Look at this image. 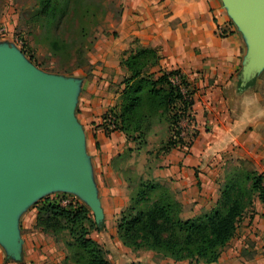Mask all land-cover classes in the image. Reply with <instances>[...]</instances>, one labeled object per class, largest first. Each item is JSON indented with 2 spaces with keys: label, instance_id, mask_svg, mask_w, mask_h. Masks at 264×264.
<instances>
[{
  "label": "crops",
  "instance_id": "obj_1",
  "mask_svg": "<svg viewBox=\"0 0 264 264\" xmlns=\"http://www.w3.org/2000/svg\"><path fill=\"white\" fill-rule=\"evenodd\" d=\"M123 2L118 30L124 43L133 39L142 45L155 43L163 58L161 67L180 70L194 89V120L187 122V129L194 128L197 136L191 146L171 150L151 173L181 202L182 217L190 218L216 205L230 168L249 166L257 174L264 172V66L244 83L242 69L251 52V39L223 0ZM226 24L232 31L222 36L218 29ZM73 78L79 80L75 117L104 214L92 238L109 251L106 258L112 264H119L126 246L118 236L117 221L128 199L123 169L115 162L128 140L122 131L107 132L102 121L115 104L114 94L86 90L85 83ZM98 147L101 150L96 154ZM37 215L34 207L18 213L20 258L0 241V264L71 261L64 243L36 227ZM217 264H264V200H255L245 213Z\"/></svg>",
  "mask_w": 264,
  "mask_h": 264
},
{
  "label": "trees",
  "instance_id": "obj_2",
  "mask_svg": "<svg viewBox=\"0 0 264 264\" xmlns=\"http://www.w3.org/2000/svg\"><path fill=\"white\" fill-rule=\"evenodd\" d=\"M42 1L45 13L51 17L71 7V0ZM148 57L152 58V65H156L161 55L156 48L148 47L121 61L130 76L125 79L119 111L110 108L102 115L105 129L124 132L127 139L137 141L141 148L147 143L152 118L162 115L173 120L171 124L175 128L163 152L169 153L178 146H191L194 137L185 138L181 123L194 120L191 112L195 103L194 89L177 69L163 71L160 67L161 74L156 79L146 75L151 65L144 60ZM172 76H177L180 83H174ZM163 83L169 86H159ZM241 171L243 168L226 175L220 198L211 210L190 218L182 217V204L167 187L153 178L141 176L118 218L119 238L126 246L149 248L177 261L190 259L217 264L247 207L254 205L257 199L264 200V172L257 174L250 170L243 174ZM47 199L37 204L36 227L54 237L65 229L70 236L66 245L70 249H83L90 264H112L106 258V250L89 236L91 228L100 229L91 210L85 205L77 209L65 208L59 201Z\"/></svg>",
  "mask_w": 264,
  "mask_h": 264
},
{
  "label": "water",
  "instance_id": "obj_3",
  "mask_svg": "<svg viewBox=\"0 0 264 264\" xmlns=\"http://www.w3.org/2000/svg\"><path fill=\"white\" fill-rule=\"evenodd\" d=\"M251 39L246 83L264 66V0H223ZM37 70L11 45L0 46V241L20 258L18 213L51 188L84 197L96 222L103 209L75 117L79 87Z\"/></svg>",
  "mask_w": 264,
  "mask_h": 264
},
{
  "label": "rangeland",
  "instance_id": "obj_4",
  "mask_svg": "<svg viewBox=\"0 0 264 264\" xmlns=\"http://www.w3.org/2000/svg\"><path fill=\"white\" fill-rule=\"evenodd\" d=\"M123 3V0H71L70 9L56 17H51L45 13L42 0H0V46L11 45L28 63L43 73L60 79L77 77L86 84V90L100 89L112 92L115 97L112 109L119 111L125 79L130 76L128 68L121 61L131 53L148 47H154L158 54L160 53V48L155 43L151 46L142 45L139 39L130 40L127 45L124 43L118 30L124 10ZM144 60L151 64L145 74L152 75L154 79L158 78L161 74L159 68L163 58L161 57L159 64L156 65H152V58L148 57ZM171 78L174 83H180L177 76ZM163 85L166 88L169 86L164 83L159 84V86ZM182 88L186 91L185 85H182ZM171 122L173 120L169 118L155 115L148 129L146 145L138 148L137 141L127 139L128 145L116 158L115 164L123 169L122 176L126 178L127 184L128 200L124 208L128 205L130 194L139 178L141 176L151 178L153 168H156L168 154L163 152V149L174 133L175 128L172 127ZM187 122L181 123L183 134L195 138L197 136L195 129L188 131ZM100 150L98 147L96 154H99ZM235 170L230 168L229 173ZM250 170V167L246 166L241 173L246 174V171ZM46 198L59 201L65 208L77 209L85 205L91 210L83 196L65 188H51L45 191L43 197L32 203L30 207L38 208L37 204ZM252 206L247 207L244 215ZM91 213L96 222L94 213L92 211ZM92 230L93 228L90 229V237H93ZM55 239L64 243L68 249L71 261L64 264H90L83 249L79 247L70 249L66 245L70 236L65 229H61ZM120 255L123 256V260L119 264L133 262L155 264L163 260L166 261L165 264L176 263L172 261L173 258L165 257L149 248L126 246L125 251ZM185 261L193 263L195 260L185 259Z\"/></svg>",
  "mask_w": 264,
  "mask_h": 264
},
{
  "label": "built area",
  "instance_id": "obj_5",
  "mask_svg": "<svg viewBox=\"0 0 264 264\" xmlns=\"http://www.w3.org/2000/svg\"><path fill=\"white\" fill-rule=\"evenodd\" d=\"M220 35L222 36H226L228 35L231 31H232V26L230 24H226L224 26H221L219 29H218ZM1 33V32H0ZM19 41V40H18ZM21 42V41H20ZM22 43V42H21ZM196 132V135H197V131ZM194 139V138H193Z\"/></svg>",
  "mask_w": 264,
  "mask_h": 264
}]
</instances>
